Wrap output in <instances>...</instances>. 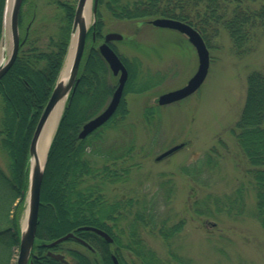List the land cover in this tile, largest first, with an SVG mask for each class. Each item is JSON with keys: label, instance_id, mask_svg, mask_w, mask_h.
Here are the masks:
<instances>
[{"label": "trees", "instance_id": "trees-1", "mask_svg": "<svg viewBox=\"0 0 264 264\" xmlns=\"http://www.w3.org/2000/svg\"><path fill=\"white\" fill-rule=\"evenodd\" d=\"M48 2L54 7L46 16L39 15L38 0H23L19 28L24 42L0 79V147L5 154V163H0V264H15L29 185V146L71 38L76 1ZM5 4L6 0H0V40ZM104 9L118 19L166 16L185 21L201 33L207 44L222 29L226 30L238 55L249 53L255 47L257 31L264 30V0H98L97 20L87 38L94 30L97 39L103 34ZM49 25L51 30L55 27L52 33ZM108 73L96 45H91L84 53L78 83L68 97L47 154L38 241L77 231L82 225H95L113 237L119 258L133 255L138 259L132 264H175L173 259L176 264H192L174 251L171 260L162 259L142 239L141 228L146 226L159 227L167 241L183 229V220L169 223L170 217H161L159 208L163 203L158 192L150 193L148 198L147 194L139 193L125 198L117 197L116 193V198L107 196L120 184L127 190L133 167L139 165L132 159L136 148L134 138L124 136L113 140L108 135L111 130L131 125L127 121L125 98L102 126L85 138L79 137L83 123L97 114L108 99L112 90ZM131 78L130 71L125 93L130 89ZM230 132L248 163L245 175L255 192L254 216L264 228V70L249 73L245 103ZM215 150L213 146L208 156ZM201 172L198 170V174ZM130 186L132 193L138 191L140 184ZM245 188V182L236 187L224 206L230 210L234 205L244 207ZM78 232L89 241L106 240L92 230Z\"/></svg>", "mask_w": 264, "mask_h": 264}, {"label": "rangeland", "instance_id": "rangeland-1", "mask_svg": "<svg viewBox=\"0 0 264 264\" xmlns=\"http://www.w3.org/2000/svg\"><path fill=\"white\" fill-rule=\"evenodd\" d=\"M46 1L38 0L39 15L52 12L54 4ZM103 13L102 32L112 30L123 35L113 44L132 72L130 89L125 94L130 109L126 116L131 125L111 130L108 135L113 140L134 138L132 159L139 164L133 167L127 190L120 184L107 196L113 199L118 194L125 198L139 193L148 198L150 193L158 192L163 203L159 208L161 217H170L169 223L184 221L183 229L171 241L161 236L159 227L141 228L143 241L162 259H170L174 251L192 264H264V228L254 216L255 192L245 175L248 163L230 132L245 103L249 73L264 70V30L257 31L255 47L249 53L238 55L229 33L222 29L208 44L210 67L202 85L176 102L156 105V115L142 116L146 102L154 104L160 93L179 88L189 80L198 66L196 49L178 29L141 19H118L105 9ZM93 21L92 13L90 25ZM54 30L55 27L50 33ZM100 42L89 37L85 51ZM7 47L8 56L11 39ZM108 75L113 86L117 79L110 70ZM1 117L0 105V126ZM181 142L185 145L156 159ZM213 146L216 152L208 156ZM0 163H5L1 147ZM29 163L30 159L28 166ZM243 182L245 205H234L230 210L223 203ZM132 184H140L137 192L131 193Z\"/></svg>", "mask_w": 264, "mask_h": 264}, {"label": "water", "instance_id": "water-1", "mask_svg": "<svg viewBox=\"0 0 264 264\" xmlns=\"http://www.w3.org/2000/svg\"><path fill=\"white\" fill-rule=\"evenodd\" d=\"M88 0H77L75 13L73 18V24L71 32L72 34L78 30L76 46L72 57L71 70L67 81H62L59 76L50 98L46 103L43 112L40 116V119L36 125L35 131L33 133L30 146H29V185L27 191V206H26V215L24 220L22 221L21 226V234H20V242L19 249L16 259V264H27L31 249L34 246V242L37 234V227L39 221V207L41 203V188L43 182L44 169L46 164V159L43 165H40L36 159L37 153V143L40 136V133L46 123L48 116L51 111L55 107V105L62 98H68V95L74 91L76 84L78 83V72L81 64V60L85 51L86 46V37L89 29V25L86 23L84 19V9L86 7V3ZM23 0H13L12 6L9 12V20H8V30L11 38V49L10 53L7 56L5 62L0 63V79L6 73V71L13 64L18 51L19 46L24 42V39L21 40L20 29H19V13ZM98 0H93L92 2V12L94 15V21L96 17V8H97ZM7 6L8 0H6L5 12H4V24L3 30H5V25L7 21ZM153 24L164 27H171L178 29L179 31L185 33L188 36L189 41L195 47L197 55H198V66L193 75L189 78L187 83L179 88L172 89L166 91L159 95L158 102L160 104L170 103L179 99H182L194 91H196L204 82L210 67V52L206 41L204 40L201 33L193 27L191 24L176 19L172 17L158 16L150 20ZM4 34V32H3ZM3 37V36H2ZM123 35L121 33L110 31L105 34L104 42L99 45V51L103 58L107 61L110 69L114 74H119L117 86L112 94L111 99L109 100L105 109L96 114L95 116L89 118L85 121L80 129L79 137L85 138L88 134L93 132L99 126L104 124L112 114L117 109L122 95L124 91V87L128 78V69L118 53L113 49V47L109 44L110 41L114 39H121ZM3 39V38H2ZM1 39V44L2 40ZM72 41V35H71ZM70 41V44H71ZM70 49V48H69ZM69 53V50H68ZM67 53V56H68ZM67 58V57H66ZM62 71V70H61ZM60 71V75H61ZM61 117V116H60ZM59 123V121H58ZM57 123V125H58ZM57 128V126H56ZM55 128V130H56ZM52 141V140H51ZM50 141V143H51ZM184 143L176 144L164 152L160 153L156 156V159H161L168 154L174 152L175 150L181 148ZM50 146V144H49ZM49 150V147H48ZM48 153V151H47ZM47 158V156H46ZM33 160V161H32ZM80 229H90L93 230L100 235H102L106 240L113 241V237L106 232L105 230L91 225H83L79 227ZM71 237H75L80 241L87 242L85 239L76 235L73 231H69L66 234L59 236L51 241L43 240L44 244L48 247H53L56 244L65 241ZM51 253V252H50ZM56 257H62L61 254L52 253ZM116 259V264H120L117 260L116 255H114Z\"/></svg>", "mask_w": 264, "mask_h": 264}, {"label": "flooded vegetation", "instance_id": "flooded-vegetation-1", "mask_svg": "<svg viewBox=\"0 0 264 264\" xmlns=\"http://www.w3.org/2000/svg\"><path fill=\"white\" fill-rule=\"evenodd\" d=\"M145 22L152 23L150 21V19L145 20ZM93 32L94 33L91 35V37H92V40H95L96 39L95 30ZM106 33L107 32H104L101 35V37H100L101 42L96 47H98L102 42H104V38H105ZM109 44L115 50H117V52L119 53L117 47H115V45L113 44V41H110ZM119 55H120L121 59L123 60V62L125 63V65L127 66L124 58L121 56L120 53H119ZM101 57L103 58L102 55H101ZM103 60L107 64V67L111 71L112 75H114L118 81V77H119L120 72L117 74H114L112 72V70L110 69L107 61L104 58H103ZM127 69H128V78H127V80H128L129 76H130V70H129L128 66H127ZM117 81L112 86V90L110 91V93L108 95L107 102L100 109V111L98 113L102 112L105 109V107L107 106V104H108L109 100L111 99L112 94H113V92L117 86ZM126 84H127V82H126ZM123 93H124V91H123ZM159 95H158V97H159ZM158 97H157L154 104H152V103L148 104V102H146L145 109H144L142 116L156 115V112L153 109V107H155L156 105L164 106V105L178 101V100H176V101H173L170 103L160 104L158 102ZM126 109L128 111L130 110L129 107L127 106V103H126ZM113 114H115V113H113ZM112 224H113V220H112ZM76 230L77 231H75V230H72V231L76 235L82 237L78 232L79 230H82V229H76ZM82 238H84V237H82ZM38 239H39V237L37 236L36 241L34 242V246L31 249L30 257H29L27 264H116V259L114 258V255H116V244H115L114 240L113 241H108V240H105V241H98V240L89 241V240L84 238L87 241L85 243V242L80 241L77 238L73 237L70 240L62 241L53 247H48L44 244V242L42 240L38 241ZM52 253L61 254L62 257H56ZM117 260L119 261L120 264H132L134 261H138V259L135 257L134 258H132V257L119 258L118 256H117Z\"/></svg>", "mask_w": 264, "mask_h": 264}, {"label": "bare ground", "instance_id": "bare-ground-1", "mask_svg": "<svg viewBox=\"0 0 264 264\" xmlns=\"http://www.w3.org/2000/svg\"><path fill=\"white\" fill-rule=\"evenodd\" d=\"M12 2H13V0H8L7 21H6V25H5V30H3V32H4L3 37H2L3 41H2V44H1V48H0V51H1L0 52V63L5 62L6 59H7V54H8L7 53V50H8L7 45H8L9 39H11L10 38V34H9V30H8V20H9V12H10V9H11V6H12ZM92 2H93V0H88L87 3H86V7L84 9V19H85V21H86V23L88 25H90L91 16H92ZM77 34H78V30H76L72 34V41H71V44H70L69 53H68V56H67V58L65 60L64 65L62 67V71H61V75H60L62 81H67V79L69 77V74H70L72 57H73V53H74L75 46H76ZM124 91H125V88H124ZM123 94H125V92ZM123 96H122V98H123ZM122 98H121V100H122ZM65 99H66L65 97L62 98L55 105V107L51 111L50 115L48 116V118L46 120V123H45V125H44V127H43V129H42V131L40 133V136H39V139H38V143H37V153H36V159H37V161L39 162L40 165H43L44 161L46 159L50 141L53 138V135L55 133V128H56L57 123H58V121L60 119V116H61V114H62V112L64 110ZM91 226H95V225H91ZM96 227H98V226H96Z\"/></svg>", "mask_w": 264, "mask_h": 264}]
</instances>
